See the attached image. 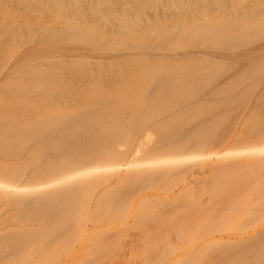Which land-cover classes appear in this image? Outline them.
Listing matches in <instances>:
<instances>
[{
	"label": "bare ground",
	"instance_id": "6f19581e",
	"mask_svg": "<svg viewBox=\"0 0 264 264\" xmlns=\"http://www.w3.org/2000/svg\"><path fill=\"white\" fill-rule=\"evenodd\" d=\"M50 1L56 10L78 11L98 2L47 0L39 8L50 10ZM130 1L128 6L138 3ZM157 1L162 5L169 0ZM226 1L227 26L195 24L193 32L212 34L222 26L236 42L264 32V0ZM96 5L94 10L101 7ZM4 11L0 15L16 18ZM39 23L50 37L49 28ZM72 24L59 36L92 41L91 30ZM128 56L95 57L109 63L96 67L99 74L95 67L90 70L98 77L89 71L87 90L74 84L73 67L80 66L77 72L84 76L92 67L83 60L70 70L73 63L65 60L28 66L5 85L0 154L16 153L30 143L33 165L24 169L0 162V222L8 213L24 221L23 228L0 235V264H99L101 255L118 247L164 248L168 252L158 264H197L212 250L237 259L264 247V127L257 119L249 124L248 135L221 128L226 121L221 110L238 106L264 76V67L250 65L224 75L207 100L199 93L216 81L219 64H210L213 70L187 65L176 72L168 69L175 64ZM248 80L242 93L239 89ZM16 90L37 91L31 102L17 105L20 111L13 105L11 92ZM100 216L112 220H92ZM229 226L239 231L223 233ZM186 248L193 250L178 253Z\"/></svg>",
	"mask_w": 264,
	"mask_h": 264
},
{
	"label": "rangeland",
	"instance_id": "374dc122",
	"mask_svg": "<svg viewBox=\"0 0 264 264\" xmlns=\"http://www.w3.org/2000/svg\"><path fill=\"white\" fill-rule=\"evenodd\" d=\"M95 1H98L97 5H99L98 3L102 4L99 0ZM119 1L120 2L117 3L118 1L116 2V0H106L108 4L103 7L100 4L98 8L100 6V8H105V12H103V9L101 11L99 10L100 8L95 9L98 11L93 9V5H96V2L91 6L93 10L88 9L87 7L89 6L83 5V8H77L80 9V11H78L76 9L59 10V8L56 10L55 8L57 7L54 6L51 1L50 10H41L38 5L41 3L43 4L41 6L46 5L45 3L47 0L45 3L44 0H37V5L34 0H20L25 6H23L19 0H16V2L15 0H0V11L2 12V10H5L6 13L9 11L14 13L15 15L13 16L16 17H12V14L11 16L5 14L6 16L4 17L3 12V15H0L1 97L8 98L6 95L7 93L5 94L4 92L6 90L5 85H8V82H14L22 70L27 69L28 66L32 67V65L44 67L49 61L55 63L63 60L72 62L73 64L71 63L72 65L69 67L63 65L68 67L69 70L70 67L72 68V66L80 62V60L92 66L89 67V69L85 67L88 69V75L85 72L87 76L77 72L80 66H77L78 68L73 67V70L76 69L74 70V74L76 75L74 84L81 89L87 90L91 85L89 71H92L93 67H95L94 70H97L96 67L100 64L107 65L109 63L108 61H95V57L108 54L119 55V58H124L128 54L129 56L125 58L127 60L132 58L133 60L145 62L149 60L151 61L149 63H158V61L159 63H172L175 64V67L169 66L168 69L176 72L183 71L187 65V68L190 66L189 69L191 70L202 69V67H206V69L211 67V70H213L210 64L213 65V63H217L219 64L218 66L222 67L220 72L217 73L219 76L216 81L214 79L213 82L208 84L204 90L199 93L201 95L200 97H204L207 100L211 98L210 93H212L213 88L222 84L221 80L224 79V75L228 77V74L232 75V73L239 71L244 72L250 65L264 67V32H258L254 35H250V33L246 38L238 42H236L237 40H230L232 37L222 26L220 30L223 29L226 35L222 34L220 30H216V33H214L215 29L214 31L212 29V34L211 32H193L196 25L202 23L212 22L214 23L212 28L213 26L216 28L221 24L224 25V23H226L225 26H227L230 20H228L227 17L228 9L226 0H185L187 3L183 0H169L167 4L162 5L158 3L157 0H143V2L137 0L138 5H133H137L138 7L133 5L128 6V1L130 0ZM141 2L142 4L140 5ZM131 3L132 1H130V5ZM103 4H105V2ZM47 5L49 6V4ZM92 11L93 14L91 13ZM75 12L79 14L83 12L85 15L81 16ZM199 15L200 19L198 21L192 20V17H199ZM72 18L74 21H72ZM38 21L40 22L39 25L42 23L49 28L50 37L46 33H42L37 24ZM124 21H127V23L131 22V26L124 24ZM17 22H21V24L19 23L17 25ZM68 22H72V26L74 25L75 28L77 25L78 27L76 29L78 30H91L89 33H92V41H82L77 38L70 39L59 36L57 32L60 30L63 31ZM90 23L93 25H86ZM215 23L220 25L215 27ZM33 30L34 32H32ZM89 33L87 32L86 35ZM227 37L230 38L227 40ZM65 52L74 55L68 57L65 55ZM78 54L81 57H79ZM83 54L84 56H82ZM85 55L90 58H87ZM125 59L122 61H126ZM84 63H82V65ZM86 63L84 66H87ZM215 66L213 67L214 70H216ZM144 67L145 71L147 66ZM97 68L104 69L100 67ZM64 71V75H68V69L66 68ZM100 71L101 70H97L96 72L99 74ZM91 74H95L96 76V73ZM224 81L225 80H223V82ZM249 84L250 81L248 80L241 86L239 91L243 93V90H246ZM251 86L248 95L244 99H241L242 101L238 106L232 109L226 108L221 110L226 119V121L221 124L222 129L230 126L231 131L241 130L248 135L249 124L257 119L260 121L261 126L264 127V76ZM7 91L8 90H6V92ZM30 91L26 93L23 91L20 92L19 90L11 92L14 103L16 104H13L15 108L17 105H20V103L31 102L34 99V95L37 91ZM215 100H217V98H215ZM16 109L18 110V108ZM254 131L256 130H253V132ZM24 144L26 145V143ZM29 144L20 148L16 153L4 151L0 154V162L6 166L29 169L33 165L30 163L32 158V145ZM9 215L10 213L5 215L0 222V235L7 234L14 229L23 228L21 226L24 221L16 218L11 219ZM92 220L98 221L101 224H106L112 219L109 220L106 217L100 216ZM262 221L263 219L259 220L256 222V225ZM236 231L239 230H234L231 226L224 227L223 229V233L225 234L234 233ZM191 250H193V248H186L182 251L179 250L178 253L192 252ZM212 251L213 254L211 252L209 255L206 254L208 255L206 257L202 256L205 257V259L201 258L198 262L196 261L197 264H242L245 255L246 258L244 260L246 264H264V247L248 250L243 257L239 256L237 259L233 257L234 254L231 253L219 256L216 252L214 253V250ZM167 252L168 251L164 248L147 250L137 247H118L113 250L108 249L106 253L101 255V263L99 264H158V262L161 263V260L164 258L163 256L166 255ZM169 255L171 254H168L167 257ZM100 260L98 262H100ZM194 262L193 264H196ZM168 263L169 261L167 263L164 262V264Z\"/></svg>",
	"mask_w": 264,
	"mask_h": 264
}]
</instances>
